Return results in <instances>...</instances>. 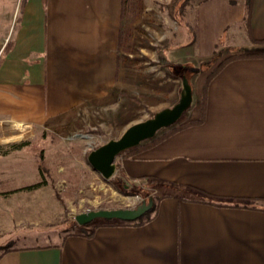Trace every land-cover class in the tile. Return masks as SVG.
I'll list each match as a JSON object with an SVG mask.
<instances>
[{
	"label": "crops",
	"instance_id": "crops-1",
	"mask_svg": "<svg viewBox=\"0 0 264 264\" xmlns=\"http://www.w3.org/2000/svg\"><path fill=\"white\" fill-rule=\"evenodd\" d=\"M186 5L185 23L195 27L193 68L224 51L216 65L242 47L264 49L255 42L264 39V0ZM135 16H122V0H0V122L99 121L93 108L107 102L124 63L120 33ZM175 48L167 44L163 60L184 61ZM213 65L199 89L198 73L184 76L194 80L181 120L115 159L126 187L159 183L149 221L85 225L90 235L58 231L55 240L10 247L0 264H264V55L228 62L204 89ZM38 190L46 198L35 222L50 223L61 201L46 185Z\"/></svg>",
	"mask_w": 264,
	"mask_h": 264
},
{
	"label": "rangeland",
	"instance_id": "rangeland-1",
	"mask_svg": "<svg viewBox=\"0 0 264 264\" xmlns=\"http://www.w3.org/2000/svg\"><path fill=\"white\" fill-rule=\"evenodd\" d=\"M168 2L138 0L140 8L128 26L127 40L120 46L124 63L120 65L115 84L107 94V102L93 108L99 121L88 115V118L76 120L70 125L46 128L0 122V180H14L17 186L38 181V163L42 158L52 168L55 162L64 160L69 166L79 169L81 176L79 182L72 185L75 190L72 193L68 191V196L64 195V190L71 185L63 177L57 176L64 171L62 165L55 173L51 171L50 175L44 176L47 189L58 195L62 206L61 214L50 223L35 222L40 210L37 204L46 198L43 192L33 189L0 195V253L17 245L55 240L56 237L52 236L58 231L80 230L78 224L74 223L77 213L88 209L135 207L143 200L156 198L162 193L159 183L155 181H140L132 186L127 184L126 187V182L119 178L116 171L110 180L102 179L87 162V155L109 139L118 138L132 123L145 120L162 108L172 106L179 99L184 76L198 73L196 81L199 89L207 64H214L212 69L225 54V51L219 56L216 54L217 57L215 55L211 60L215 63L206 61L193 68L194 63L189 60L192 54L189 45L194 39L195 27L186 24L187 5L182 14L171 17L165 7ZM169 43L175 44L174 55L178 61H184L163 60V51ZM254 49L258 48L242 47L239 52ZM169 74H175L178 78L169 79ZM187 77L189 82L190 78ZM186 110L178 120L184 117ZM7 137L8 140H4ZM23 142L26 144L20 148L13 146ZM73 147H78L80 151H75ZM112 221L117 220L95 219L86 225L93 228L96 224ZM45 235L50 237L45 238Z\"/></svg>",
	"mask_w": 264,
	"mask_h": 264
},
{
	"label": "water",
	"instance_id": "water-1",
	"mask_svg": "<svg viewBox=\"0 0 264 264\" xmlns=\"http://www.w3.org/2000/svg\"><path fill=\"white\" fill-rule=\"evenodd\" d=\"M192 89L186 78L182 79V90L179 99L170 107L162 108L153 116L132 123L116 139H109L105 143L89 151L87 162L91 168L100 174L102 179H110L116 170V157L123 151L148 140L160 129L175 124L182 113L191 105ZM153 206V197L143 200L135 207L127 208H99L83 211L74 215L78 225H86L95 219H115L120 221H134L149 211Z\"/></svg>",
	"mask_w": 264,
	"mask_h": 264
},
{
	"label": "trees",
	"instance_id": "trees-1",
	"mask_svg": "<svg viewBox=\"0 0 264 264\" xmlns=\"http://www.w3.org/2000/svg\"><path fill=\"white\" fill-rule=\"evenodd\" d=\"M188 1L189 0H170L168 3L165 4V7H166L169 15L171 17H175L176 14H182L183 13L182 11L184 9V6L186 5V3ZM247 1H248V3L250 2V0H247ZM136 4H137V2L135 3V0H122V16L125 18L135 16L133 13L132 14L130 13V10L132 7L131 5H136ZM245 21L248 23L247 17L245 18ZM125 31L128 33L127 30H125ZM125 31L121 30L120 37H119V45H118L119 48L122 44L123 33H125ZM255 42H264V39L257 40ZM263 55H264V49L259 48V49H254L251 51H241V52H237V53H234L232 55L227 56L218 65H216L212 69V71L207 75L205 82H204V89H205L206 85L208 84V82L211 80V78L228 62L235 60V59H238V58H242V57H258V56H263ZM25 144H26V142H23L21 144H17V145H13V146H15V148L17 149V148L24 146ZM73 149L75 151H80L78 147H76V148L73 147ZM60 165H62L64 167V171L60 174H57V176L59 175V177L60 176L63 177L66 180V182L69 183L71 186L76 185L81 178L79 169L69 166L68 163L64 160H61L59 162H55L53 165V168H52V166L51 165L49 166L47 161L44 158H42L38 163V167L40 169V174H39L40 179L38 181H35L33 183L23 184L21 186H17V185H15L14 180H11V179L0 180V195H7L10 193L19 191V190H33V189L39 188L40 186L47 184V181H46L44 176L50 175L51 171H53V173H55L57 171V168ZM71 186L68 188H65V190H64L65 196H68L69 192L72 193V190L73 191L75 190V187L74 186L71 187ZM159 198L160 197H156V198L153 197L152 208L149 211H147L146 213H144L137 220H134V221L117 220V223L118 224L129 223V224L140 225V224H143V223L149 221L155 214L157 202H158ZM155 199H157V202L155 201ZM74 223L76 224V222H74ZM78 226H79L80 231H82L84 235H90L87 232L86 228L84 227L85 225H78ZM8 249L9 248L4 249L0 253V256Z\"/></svg>",
	"mask_w": 264,
	"mask_h": 264
},
{
	"label": "built area",
	"instance_id": "built-area-1",
	"mask_svg": "<svg viewBox=\"0 0 264 264\" xmlns=\"http://www.w3.org/2000/svg\"><path fill=\"white\" fill-rule=\"evenodd\" d=\"M102 178V177H101ZM90 209H88L87 211H89Z\"/></svg>",
	"mask_w": 264,
	"mask_h": 264
}]
</instances>
